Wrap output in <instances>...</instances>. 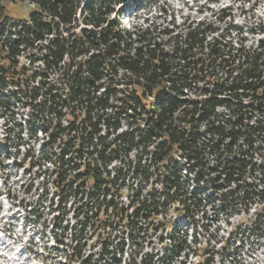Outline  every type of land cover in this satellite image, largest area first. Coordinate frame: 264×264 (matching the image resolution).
Returning <instances> with one entry per match:
<instances>
[{
    "label": "clouds",
    "instance_id": "obj_1",
    "mask_svg": "<svg viewBox=\"0 0 264 264\" xmlns=\"http://www.w3.org/2000/svg\"><path fill=\"white\" fill-rule=\"evenodd\" d=\"M97 2L104 5L99 15L104 22L98 27H87L96 34L94 40L98 46L87 56L77 58L74 54L72 59L79 65L87 61L92 52L104 56L106 76L96 82L99 92L94 95L99 97L111 85L116 90L109 101L113 107H122L118 102L132 91L126 85L137 80L144 82L145 96L138 99L145 110L153 109L154 105L163 107L168 113L167 127L156 132L151 124L145 126L143 119L132 120L125 114L117 120L111 108H101L91 114L90 121L96 123L100 117L117 122L118 128H104L81 147L79 136L86 135L83 128L88 123L81 124L85 105L71 104L77 117L73 121L68 109L57 108L46 94L48 89L55 88L59 98L70 96L65 72L76 73V68L67 56L52 67L34 62L55 49V44L50 43L54 36L68 37V45L82 36L80 27L85 25L75 23L80 18V10L75 12L69 31H65L68 26L55 12L46 10L45 0H0V28L6 24L12 39H19L25 26L35 29L33 16L37 15L51 21L53 29L52 34H44L43 39L31 36L32 47L21 43L19 52L11 55L0 41V69L13 73L6 78V87L0 84V264H198L201 257L193 253L205 249L211 253L209 264H264V174L241 169L224 175L226 160L243 159L241 152L264 170V135L254 137V145L240 140L235 149L220 148L216 152L214 147L220 144V138L213 129V125L219 123L227 133L232 125L240 123L233 105L255 106L249 105L250 95L246 99V94L226 89L245 79V70L252 68L261 73L254 83H264V62L253 64L256 57L264 60V47L258 46L264 39V0ZM84 3L85 0H80V8ZM164 28L171 31V38L162 35L160 30ZM101 29L104 35L114 32L121 37L115 49L111 40L107 44L103 42ZM193 36L201 42L196 43ZM137 38L148 40L140 56L134 51ZM156 40L163 42L159 48ZM85 46L91 48L87 42ZM209 46L224 63L209 53ZM120 47H124L127 54L124 62L138 61L141 68L145 63L153 68L159 63L149 52L155 49V55L164 59L168 75L153 80L150 72L141 75L122 70L121 57L108 54L110 49L118 52ZM201 57L202 70L198 68ZM17 69H23L18 78L14 75ZM33 72L46 75L43 85L32 76ZM77 74L84 79L92 78L86 67ZM144 77H148V81H144ZM201 81L206 86L203 89ZM203 92L212 93L211 99ZM5 99L10 108L4 106ZM178 103L196 104L206 115L211 113V117L204 122L189 123L191 117L187 113L192 109L181 107L177 111ZM209 104L212 106L208 107ZM249 116L251 119L245 120L236 131L264 127V114L250 112ZM73 124L80 126V133L65 135L61 132ZM137 125L140 133L154 132L150 143L143 142L147 138L138 134ZM186 131L190 133L192 151L199 154L197 158L202 168L196 167L188 153L181 155L179 148L172 147L173 139L181 142L188 139L182 135ZM169 132L172 139L167 138ZM122 134L135 139L122 143ZM56 135L59 139H50ZM223 143L228 145L227 140ZM103 145H111L115 150L118 156V159L113 157L115 162H101L98 155L86 154L81 158L76 154L77 148L84 153H95L102 151ZM167 149H171L170 158L162 160L163 151ZM64 152L70 153L71 164L84 174L81 187H77L79 181H74L71 189L66 188L67 181L76 175L70 170L65 173L67 181L57 180L55 173L62 171L59 159H64ZM85 166L97 169L99 179L107 181L108 187L116 183L113 189L116 212L110 208L97 216L93 221L95 227L88 225L84 216L74 218L72 215L81 205H88L91 215L105 202L103 196L98 200L89 199V193H94L98 185L93 176L85 173ZM137 170L143 174L137 175ZM121 176L127 177V187H123L125 181ZM173 178L179 191L167 182ZM60 188H64L68 196L62 208L60 227L54 230L53 225L58 223L54 217L55 205L60 203ZM77 192L84 195L77 196ZM133 200L149 205V212L155 208L163 215L153 216L151 221L139 218L133 212L136 206ZM121 208L131 215V223L123 219ZM105 224L111 227H104ZM57 240L62 243L58 244ZM102 243L106 247L101 248ZM74 249L82 254L77 257Z\"/></svg>",
    "mask_w": 264,
    "mask_h": 264
},
{
    "label": "trees",
    "instance_id": "obj_2",
    "mask_svg": "<svg viewBox=\"0 0 264 264\" xmlns=\"http://www.w3.org/2000/svg\"><path fill=\"white\" fill-rule=\"evenodd\" d=\"M45 7L48 11L55 12L56 16L59 17L61 21L64 22L65 25L68 27L65 28V31H69L71 25L74 22V16L77 9L80 10V18L75 20V23L77 26L80 24L85 25V27H80V33L82 36L78 37L77 39L72 41L71 45L67 44L68 37L61 38L59 35L54 36L53 40L50 41V43L55 44V49L50 50V55L46 54L42 58L36 59L34 62H43L46 66L52 67L57 64L58 61H63V57L67 56L69 58V62L71 63L73 68H76V73H69L65 72V77L69 81V91L71 93L70 96L59 98L58 92L55 88H50L47 91V95L50 98V101L53 105H55L57 108H66L68 109V115L71 116V119L73 121L77 120L76 115L74 114V111L71 107V104H83L85 105L84 108V115L83 120L81 121V124H84L85 121H88V123L84 126L83 131L86 133V135H80L79 139L81 141V147H83L85 144H88L92 136L94 134H97L101 131H103L104 128H111V129H117L118 123L113 122L110 120H103L102 118L98 117L96 123H92L90 121V116L93 112L98 111L101 108H111L114 113H116L117 120L122 118L125 114L129 119L139 121L141 119L145 120V126L147 124H151L152 128L159 132L160 130L167 127L166 120L168 113L165 112L163 107L159 105H154L153 109L145 110L144 105L141 104L140 100L138 99L139 96H145L144 91V82L137 80L135 83H130L129 85H126L128 87L132 88V91L128 94L126 98H121V100L118 102L122 107L117 108L113 107V105L109 102L110 98L112 96L116 95V90H114L111 85L108 89H105V93L101 94L99 97L95 96L94 93L99 92V87H97L96 82L98 80L104 79L106 76V73L104 72V56L103 55H97L95 52H92V56L89 57L87 61H84L83 63L77 65V62L72 59L73 55L77 58L87 56L88 52L91 51L92 48H96L98 45L96 44L94 40V36L96 35L94 32H91L88 25H92L93 27H98L101 23L104 21L99 19V15L104 7L103 3H98L97 0H85L83 8H80V0H45ZM32 12H35L33 10ZM31 14V13H30ZM33 21L35 23V29L25 26L24 31L22 34H19V39H12L11 36L7 38L5 33L9 31L7 29V25L3 28H0V41L3 42L4 46L7 48L9 55L18 53L20 44H26L29 47H32V41L29 39L31 36H36L38 39H43L44 34L51 35L52 34V27H51V21H44L40 16H33ZM162 35L171 38V31L167 28L160 30ZM210 31V30H209ZM71 34V33H70ZM179 35V33H177ZM189 35H192V33L189 31ZM101 36L102 40L105 44L109 40L112 41L113 49L116 47V41L121 39V37H118L115 35L114 32H109L107 35H104V30L101 29ZM207 37H205L206 39ZM193 39L196 41V43H200L198 39H196L195 36H193ZM215 39V38H213ZM85 42H87L88 45L91 46V48H88L85 46ZM246 43L250 41H245ZM148 43L147 38L140 39L137 38L136 41V47L134 51L136 52L137 56H140L145 44ZM161 43H163L160 40H156L157 48L160 47ZM237 43L239 44V40H237ZM251 43V42H250ZM258 46L264 47V39H261L258 42ZM126 47V45L124 46ZM124 47H120L119 51H114L112 49L109 50V56L119 55L121 57V64L120 67L122 70H126L128 72H132L134 74L140 73L141 75L143 72H150L152 74L151 78L153 80H160L161 76H167L168 75V68L164 63V59L161 57H157L155 55V49H149V52L152 55L153 60L159 61V63L156 65L155 68L151 67L147 63L144 64V67H140V63L138 61H132L131 63H125L124 59L126 57V53L124 50ZM242 50V46H241ZM187 52V49L185 50ZM209 53L213 56H217L220 63H224L223 58H220L218 56L217 51L213 50L211 46H209L208 49ZM167 56V54H165ZM8 58V57H6ZM248 58L245 57V61ZM237 60H239V57H237ZM187 63V59L185 60ZM258 62H264L262 58L256 57V59L253 61V64L256 65ZM11 63V61H10ZM87 68L88 71L91 74V79H84L77 73H80L84 68ZM203 58L201 57V62L198 64L199 69H203ZM23 69H17L14 73V75L18 78L20 71ZM13 75V73H10L8 69H0V84H3L5 87L6 84V78ZM32 76L36 79H39L41 81V84L43 85L47 79L46 75L42 72H33ZM261 76V73L256 71L255 68L252 69H246L245 70V79L240 80L235 87L226 89L227 91H232L234 93H242L246 94L245 98H248V95L251 96V99H249V105H255L254 107H247L242 104H235L233 105L236 108L237 114L240 117V123H237L235 125L231 126V131L225 132L224 128L217 123L216 125H213L214 134L220 138V144L218 146L214 147V151L219 152L220 148H225L226 150H233L237 147V144L240 140H244V142L249 143L250 145L255 144L254 137H258L261 135H264V127H261L259 129H245L243 132L236 131L235 129L240 128L241 124L248 119H251V116H249V113H255V112H261L264 114V83H260L259 85L255 84L254 81L259 79ZM110 79V77H109ZM148 77H144V81H148ZM246 80V82H245ZM15 82V81H14ZM102 87V85H101ZM205 86L204 82L201 81V88L203 89ZM191 90V89H189ZM119 91H123V88H120ZM158 92L159 89H156ZM181 94L183 95V90H181ZM205 97H207L209 100L211 99L212 93L210 92H203L202 93ZM15 95V93H13ZM3 104L5 107L10 108V104L7 99L3 101ZM212 105L209 104L208 107H211ZM181 107H189L192 109L191 112H188L187 115L191 117V119L188 121L189 123H196V122H204L210 119L211 113L205 114V111L202 107L197 106L196 104L187 105L184 104H176L175 110H179ZM60 113H58L59 115ZM103 125V127H100V125ZM61 132L65 135H68V133H80L81 128L78 125L73 124L68 129H61ZM137 132L142 137L146 136V140L143 142L150 143L153 139L154 132H147V133H140L139 132V125H137ZM245 132H247V135H245ZM111 134V133H107ZM183 136L188 137V139L185 142H181L178 139H173L172 141V147L173 148H179L181 155H184L185 153H188L190 159L193 163L196 164L197 168H202V165L200 164V161L198 160V153H193V142L192 138L190 136L189 132L182 133ZM159 138V137H157ZM168 139H172V134L169 132L167 134ZM50 139L53 141L59 139V135L56 136H50ZM71 139V137H69ZM121 139V138H117ZM135 137L133 136H124L122 134L121 142L128 144L131 143ZM101 140H103V137H101ZM227 140L228 145L226 146L223 141ZM185 143H187V147H185ZM103 150L99 152H88L84 153L81 151L80 148H77L76 154L83 158L84 155H98L101 159V162H114L113 157L115 156V150L111 149V145H103ZM133 147H135V144H133ZM159 149V146H157ZM171 149H167L163 151V156L161 157L162 160H169L170 158ZM221 155H223L221 153ZM241 158H234L233 160H226L225 162V176H229L232 174H235L239 172L241 169H243L245 172L253 171V172H262L264 174V170L261 168H257L254 164H252L246 156V153L241 152ZM115 159H118V156H115ZM67 161V165H66ZM59 163L61 165V172L55 173L57 180L61 181H67L66 172L69 170L71 172H75L76 175L72 177L71 181H67L66 188L71 189L74 181H79V184L77 187H81L84 183V174L77 171V166H74L71 164V155L68 152H64V159H59ZM31 166V165H30ZM212 171H217L216 169H212ZM98 170L92 168L91 166H85V173L88 176H93L96 179V183L98 187H96V190L94 193H89V199L90 200H98L100 196H103L105 198V202L99 206V208L92 212L91 215H89L88 205H81L79 207H76L73 216L75 218L76 215L84 216L87 220L88 225H92L95 218L101 214L106 213L110 208L115 213L117 209V205L115 203V197L113 195V189L116 187V183H113L111 187H108L107 181H101L97 175ZM137 175L143 174L139 170L136 171ZM219 175V172H217ZM120 175V174H118ZM132 175V173H129V176ZM121 179L125 181L123 187H127V177L121 176ZM167 179V178H166ZM169 184L172 185L174 189L179 191V185L176 183L175 178L171 180H167ZM77 196H83V192H77L75 193ZM122 194V193H121ZM68 196V192L64 188L59 189V200L60 203L55 205V219L58 221L57 224L53 225V229L60 227L59 220L62 215V208L64 203L66 202L65 197ZM111 198V199H109ZM133 203L136 205L133 208V212L138 214L139 218L147 219L149 221L152 220L153 216H159L163 215L162 212L153 210L149 212L147 209L149 205H146L144 203H138L136 200H133ZM155 203V200L153 201V204ZM161 207H164L163 204L160 205ZM123 219L131 223V215L128 213L126 209L121 208L120 209ZM104 227H111L110 224H105ZM155 230V229H153ZM231 235V233H230ZM59 241V240H58ZM61 244L62 241H59ZM228 242L225 241L224 246L227 247ZM101 248L106 247L104 243L100 245ZM126 247V245H125ZM75 255L79 257L82 252L78 249L73 250ZM180 252H183V249H180ZM107 254V253H106ZM193 255L201 257L198 261V264H209V261L211 259V253L208 250H204L203 252H194Z\"/></svg>",
    "mask_w": 264,
    "mask_h": 264
},
{
    "label": "rangeland",
    "instance_id": "obj_3",
    "mask_svg": "<svg viewBox=\"0 0 264 264\" xmlns=\"http://www.w3.org/2000/svg\"><path fill=\"white\" fill-rule=\"evenodd\" d=\"M31 11H33V10H31ZM248 43H250V42H248Z\"/></svg>",
    "mask_w": 264,
    "mask_h": 264
}]
</instances>
